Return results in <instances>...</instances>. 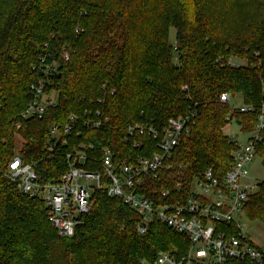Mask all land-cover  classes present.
I'll list each match as a JSON object with an SVG mask.
<instances>
[{
    "label": "trees",
    "instance_id": "trees-1",
    "mask_svg": "<svg viewBox=\"0 0 264 264\" xmlns=\"http://www.w3.org/2000/svg\"><path fill=\"white\" fill-rule=\"evenodd\" d=\"M40 79L57 103L42 118L22 119ZM223 93L256 108L264 103V0H0V264H145L161 250L185 251L189 240L160 222L139 235L137 214L104 191L75 235L63 237L45 203L21 193L6 171L19 155L43 181L53 180L68 168L65 152L79 144H93L97 157L109 147L116 162L153 155L156 141L145 135L135 148L128 125L161 129L181 116L190 133L145 189L189 187L205 170L222 175L232 165L239 141L224 132L229 116L244 132L255 129L257 112L233 109L220 101ZM97 109L109 119L104 127H82L49 154L53 124ZM245 213L264 223V184Z\"/></svg>",
    "mask_w": 264,
    "mask_h": 264
},
{
    "label": "built area",
    "instance_id": "built-area-1",
    "mask_svg": "<svg viewBox=\"0 0 264 264\" xmlns=\"http://www.w3.org/2000/svg\"><path fill=\"white\" fill-rule=\"evenodd\" d=\"M53 70L47 67L45 73L50 76ZM46 87L45 79L31 85L33 99L21 114L22 119L42 118L57 103V96L50 97ZM230 98L223 93L220 101L230 103ZM233 109L257 112L254 131L246 143L239 142L233 163L225 173L218 175L209 168L189 187L179 182L175 190L145 189V179L157 178L170 167L167 162L173 150L181 137L190 133V120L181 116L170 119L161 129L142 123L128 125L127 140L135 148L142 145V136H151L156 141L157 151L153 155L116 162L115 152L109 147H103L97 157L93 144H79L65 152L68 168L58 178L43 181L35 167L19 155L9 162L6 175L21 193L45 203L46 215L63 237L75 235L93 208L97 193L104 191L109 198L123 200L137 214L139 235L147 234L151 223L157 221L189 240L185 251L161 250L152 262L145 264H264V248L251 240L241 223L250 196L264 184V179L252 177L249 170L260 157L257 144L263 141L264 103L259 108L243 104ZM108 120L102 109L86 112L83 117L71 114L67 123L51 126L47 151L53 155L68 145L80 128L101 129ZM228 120L236 121L232 116ZM20 127L17 123L16 128Z\"/></svg>",
    "mask_w": 264,
    "mask_h": 264
},
{
    "label": "rangeland",
    "instance_id": "rangeland-1",
    "mask_svg": "<svg viewBox=\"0 0 264 264\" xmlns=\"http://www.w3.org/2000/svg\"><path fill=\"white\" fill-rule=\"evenodd\" d=\"M175 29L170 30L171 41L174 42L175 38ZM235 64L245 63L243 60L233 59ZM53 96H56L54 94ZM52 96V97H53ZM244 104L243 97L241 95H232L230 98V105L232 107H239ZM224 132L228 136H232L237 139L239 142L246 143L250 138L251 134L244 132L240 125L236 121H232L224 129ZM22 140L17 138V149L21 147ZM250 174L252 177L257 179H264V162L263 159L258 157L255 159L254 163L250 166ZM242 227L244 232L251 238V240L261 248H264V223L262 221H251L246 213L243 215L241 220Z\"/></svg>",
    "mask_w": 264,
    "mask_h": 264
},
{
    "label": "water",
    "instance_id": "water-1",
    "mask_svg": "<svg viewBox=\"0 0 264 264\" xmlns=\"http://www.w3.org/2000/svg\"><path fill=\"white\" fill-rule=\"evenodd\" d=\"M238 124H240V122H238Z\"/></svg>",
    "mask_w": 264,
    "mask_h": 264
}]
</instances>
